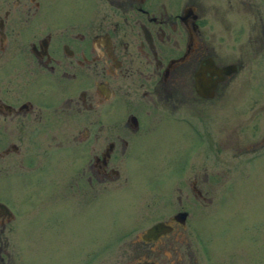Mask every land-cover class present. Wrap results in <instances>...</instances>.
Segmentation results:
<instances>
[{
  "label": "flooded vegetation",
  "instance_id": "1",
  "mask_svg": "<svg viewBox=\"0 0 264 264\" xmlns=\"http://www.w3.org/2000/svg\"><path fill=\"white\" fill-rule=\"evenodd\" d=\"M262 174L264 0H0V264L39 222L96 227L104 196L120 264H219L221 216L225 264H264Z\"/></svg>",
  "mask_w": 264,
  "mask_h": 264
},
{
  "label": "rangeland",
  "instance_id": "2",
  "mask_svg": "<svg viewBox=\"0 0 264 264\" xmlns=\"http://www.w3.org/2000/svg\"><path fill=\"white\" fill-rule=\"evenodd\" d=\"M254 77L256 75H253L249 79V84L247 83V90H253V85L255 83ZM201 155L204 156L205 154V147L200 148ZM203 156L199 159L202 160ZM261 187L258 188L257 191H247V194L250 197H253L256 195L253 200L247 199V203H255L258 210V219L260 222V219L262 220V227H264V175L261 176ZM135 180V179H134ZM138 182H137V181ZM134 184V187L139 188L138 191L141 199L140 201H144V196L147 194V192L143 189L144 187H153V184H151V181L145 182L143 179H136ZM254 185V186H253ZM251 185L252 188H257L258 185L256 183H253ZM155 186H159V183L156 182ZM164 184L161 185L159 189H157L154 192H166V187ZM168 187V186H167ZM157 188V187H156ZM146 192V193H145ZM111 193V191L108 192ZM261 195V196H260ZM108 199H107V198ZM139 202L138 200H135ZM126 205L125 202L122 200V198L110 199V196H104L101 206V220L100 223H96L95 226H88L86 223L83 226L81 223H77V226H72V224H75L76 222L73 221V223L69 226V229L64 228L63 226L58 225H50L45 226L41 224L40 222L37 223V226H34L37 234L36 237H34L33 241L31 242V251L32 255H25L18 257V262L22 264H120L122 260L121 251L126 247L127 242H124L122 238H119L116 242H114V216L119 212L118 218L126 213L125 211ZM201 212L205 213V208L200 207ZM134 215H141L144 213V209H137L135 207L133 209ZM147 218L140 217L141 219H144L142 223L137 224L134 226L133 231H137L144 226L150 224L155 219L160 218L162 214H153L152 216H148V214H145ZM203 220V217H200ZM206 220V217H204L203 227L206 223L204 222ZM225 220H228L224 216H221L219 219H213L210 220L209 225L212 227V232L207 233V236H211L212 240H209V245L214 244V246H211V252L213 257L220 261L219 264H225L224 259L228 256L226 253V250H229V247L225 245V242L227 240V236L225 235V230L229 228H233V225H229ZM72 226V227H71ZM200 229V225H199ZM79 231H82L84 233L85 238L83 237L81 239L75 237V234H77ZM57 234L61 235L66 240H60L56 236ZM87 234H96L97 238H92L94 236L87 235ZM209 239V238H207ZM244 239V238H243ZM243 239H239L241 242ZM229 240V239H228ZM113 241V242H112ZM231 241V239L229 240ZM237 240H234V242ZM233 242V248L237 247L239 243ZM243 243L246 246L248 245L247 241L243 240ZM99 250L98 253H96V250ZM170 250L166 249L165 253L169 254ZM245 255L250 258V252L245 253ZM116 260V262H115ZM226 260V259H225ZM247 264V263H245ZM249 264V263H248Z\"/></svg>",
  "mask_w": 264,
  "mask_h": 264
},
{
  "label": "water",
  "instance_id": "3",
  "mask_svg": "<svg viewBox=\"0 0 264 264\" xmlns=\"http://www.w3.org/2000/svg\"><path fill=\"white\" fill-rule=\"evenodd\" d=\"M158 228V223L153 224L152 226H150L148 229L150 232H153V235L156 233Z\"/></svg>",
  "mask_w": 264,
  "mask_h": 264
}]
</instances>
